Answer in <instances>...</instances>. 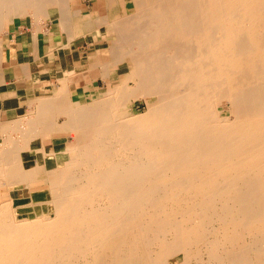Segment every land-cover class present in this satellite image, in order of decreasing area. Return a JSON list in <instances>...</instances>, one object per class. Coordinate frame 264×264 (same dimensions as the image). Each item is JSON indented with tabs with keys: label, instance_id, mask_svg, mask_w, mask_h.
I'll list each match as a JSON object with an SVG mask.
<instances>
[{
	"label": "bare ground",
	"instance_id": "1",
	"mask_svg": "<svg viewBox=\"0 0 264 264\" xmlns=\"http://www.w3.org/2000/svg\"><path fill=\"white\" fill-rule=\"evenodd\" d=\"M125 2L0 0V33L56 7L68 42L106 40L89 69L125 68L76 100L57 73L1 123L0 264H264V0Z\"/></svg>",
	"mask_w": 264,
	"mask_h": 264
},
{
	"label": "crops",
	"instance_id": "2",
	"mask_svg": "<svg viewBox=\"0 0 264 264\" xmlns=\"http://www.w3.org/2000/svg\"><path fill=\"white\" fill-rule=\"evenodd\" d=\"M50 14L51 17L54 16L53 12ZM18 20L13 24L9 23L7 28L15 27ZM83 52L81 46H76L74 41L68 42L67 35L62 36V30L50 22H44L37 31L34 30V26H21L17 31H9L7 37L0 42V127L3 120L12 121L21 114L28 113V99L35 97L41 91L47 92L59 86L61 82L57 73L69 69L73 71L69 74V90L83 91L86 85L85 78L79 77V70L84 66ZM88 67L87 63L86 68ZM52 139V142L48 141L45 144L47 151L59 149L61 143L53 142L59 137ZM30 155L34 156L35 162H43L41 152L36 151ZM37 155L41 156L39 158L41 161Z\"/></svg>",
	"mask_w": 264,
	"mask_h": 264
},
{
	"label": "rangeland",
	"instance_id": "3",
	"mask_svg": "<svg viewBox=\"0 0 264 264\" xmlns=\"http://www.w3.org/2000/svg\"><path fill=\"white\" fill-rule=\"evenodd\" d=\"M76 1L79 3H83V5H82V12L83 13L90 12L91 9L95 8V6H94L95 0H76ZM125 1H126L125 3L127 6V9L130 11L131 6H132L131 2H130V0H125ZM50 9H51L50 11H52L54 14H57L56 7L50 8ZM16 20H18V23L16 24L15 27L4 28L2 30L4 32L0 33V41L4 40L7 37V35L9 34V31L10 32L17 31L21 26L22 27L34 26V21L32 20V18L28 17L26 15L20 16V17L16 18ZM6 22H9L8 19L6 20ZM45 22H50V23H52L53 26L60 28L62 30V36L65 37L66 35H68V33L60 27L58 16L54 15L52 18L46 20ZM96 35H98V37ZM72 41H74L76 43V46L77 45L81 46V49L83 48V51H84L82 53V62L84 64V66L82 69L79 70V77L83 76L85 78L86 84H88L90 82L91 86L103 88V90L109 92L112 89L113 85L119 83L121 80L124 79V70H125L124 65H118V64L111 65L110 68L108 69V79H105V77L101 75L102 72L100 71L99 67H97V66H94L91 69H89V67H88L86 69L87 63H89L88 61L95 59V56L97 55L96 49H100L103 47L105 48L107 46L106 40H103L102 36L100 34H98L97 32H95V30H92L91 33H89L85 36L80 33ZM42 92L43 91H41V93L39 92L38 95L42 94ZM70 94H71L72 99H74V100L79 99L80 92L70 91ZM133 105H134L135 111L141 110L143 108L142 104H139V105L133 104ZM23 113H24V111H23ZM28 113H26V116H29L30 113L29 114ZM68 139H70V137H68ZM31 144L33 146H39V140L36 139V140L32 141ZM37 158L39 159V158H41V156L37 155ZM33 159H34V156H31L30 154L25 155L23 164L25 166H28L30 164H34L35 161ZM39 161H41V160L39 159ZM37 187L40 188L41 186L37 185ZM22 191H20V188L18 189L17 187L11 189V193L13 192L14 203L16 205L19 203L20 204L22 203V205L27 204V202L30 200V196L28 195L29 193L26 192L27 190L24 189ZM39 205H37L36 207H34L32 209L31 208H27V209L25 208V209L20 210V212L18 213L17 219H21V218L29 215L30 212H31V214H33L34 212L35 213H41L42 210L46 211L47 209H49L50 213H52V206L51 205L48 204V208H47V205H45V204H42L40 206ZM23 212H24V214H23Z\"/></svg>",
	"mask_w": 264,
	"mask_h": 264
}]
</instances>
